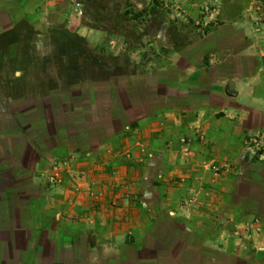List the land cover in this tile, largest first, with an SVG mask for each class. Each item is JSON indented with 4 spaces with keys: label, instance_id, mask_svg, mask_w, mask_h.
I'll list each match as a JSON object with an SVG mask.
<instances>
[{
    "label": "crops",
    "instance_id": "crops-1",
    "mask_svg": "<svg viewBox=\"0 0 264 264\" xmlns=\"http://www.w3.org/2000/svg\"><path fill=\"white\" fill-rule=\"evenodd\" d=\"M45 1L16 2L18 20L1 30ZM230 29L241 30L238 41L205 36L142 75L61 87L38 63L35 81L0 82V264H264V159L233 144L264 129V49L244 24ZM63 51L52 43L40 58L53 62ZM91 85L142 93L116 117L135 124L103 134L56 130L54 121L73 119L56 113L65 97ZM82 114L104 118L102 110ZM201 125L206 145L179 144ZM236 155L238 164L209 181L201 158ZM186 186L200 187L190 207ZM244 222H252L249 236Z\"/></svg>",
    "mask_w": 264,
    "mask_h": 264
},
{
    "label": "rangeland",
    "instance_id": "rangeland-1",
    "mask_svg": "<svg viewBox=\"0 0 264 264\" xmlns=\"http://www.w3.org/2000/svg\"><path fill=\"white\" fill-rule=\"evenodd\" d=\"M15 3L0 0V13L20 14ZM241 24L249 30L255 49L263 50L264 0H47L33 6L12 28L0 29V82L35 81L33 67L38 63L51 83L61 87L69 79L76 82L116 72L142 75L173 62L177 53L205 36L228 33L238 41L241 30L230 28ZM52 43L65 51L52 54L53 62L41 60ZM261 58L264 62L263 52ZM259 132L233 140L237 148L251 152L253 161L263 157L252 139ZM177 139L188 150L194 142L208 141L202 125L194 136L183 133ZM237 157L233 161L201 158V167L207 164L209 181H215L238 164ZM186 187L189 195L182 201L190 207L197 203L195 189L200 187Z\"/></svg>",
    "mask_w": 264,
    "mask_h": 264
},
{
    "label": "trees",
    "instance_id": "trees-1",
    "mask_svg": "<svg viewBox=\"0 0 264 264\" xmlns=\"http://www.w3.org/2000/svg\"><path fill=\"white\" fill-rule=\"evenodd\" d=\"M22 0H16L17 6ZM27 1V0H26ZM29 1V0H28ZM5 16V17H2ZM0 18V29H5L9 27L12 23L16 22L19 18V15L17 13L8 12V14L4 15L1 14ZM7 23V24H6ZM91 83V82H89ZM140 83V82H139ZM142 85V84H141ZM95 85H91L88 89H75L71 91L66 97H65V105L62 107V110L60 108L56 107V113L60 114L64 113L68 116H73L72 120H59L54 121L53 126L54 128L60 129L66 126H72V128L75 130H80L84 132L89 131H98L99 133H107V132H113L117 130H123L127 127L133 126L136 121H128L123 119H117V115H121V117L124 115L123 113L126 111L127 108V102H139L141 103L144 99L142 98L143 95L137 94L135 95L133 92L132 94H116V91L113 89H107L104 87H97L94 88ZM79 101L84 102V105L77 106L74 103H78ZM99 102V105L96 107L94 104ZM115 102H120L122 107H119L117 109V104ZM124 102V103H123ZM102 103V104H100ZM102 105V106H101ZM129 105V104H128ZM124 107V108H123ZM100 110L103 111V119L102 120H89L82 114L83 112H88L91 114H94V112H99ZM60 111V112H59ZM139 115V114H138ZM65 124V126H61ZM47 129V128H43ZM253 199H256V196H252ZM257 212V211H256ZM143 258H141L142 260Z\"/></svg>",
    "mask_w": 264,
    "mask_h": 264
},
{
    "label": "built area",
    "instance_id": "built-area-1",
    "mask_svg": "<svg viewBox=\"0 0 264 264\" xmlns=\"http://www.w3.org/2000/svg\"><path fill=\"white\" fill-rule=\"evenodd\" d=\"M252 139L254 141V147L258 151H261L262 156L264 157V129H262L259 133H257ZM251 228H252V222L240 223L241 232L245 233L247 236L251 234Z\"/></svg>",
    "mask_w": 264,
    "mask_h": 264
}]
</instances>
